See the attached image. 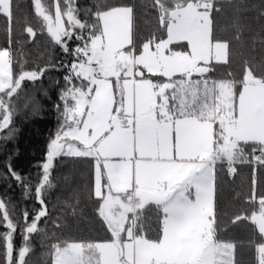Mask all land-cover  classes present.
<instances>
[{
    "label": "snow or ice",
    "instance_id": "6c2138e0",
    "mask_svg": "<svg viewBox=\"0 0 264 264\" xmlns=\"http://www.w3.org/2000/svg\"><path fill=\"white\" fill-rule=\"evenodd\" d=\"M32 6L41 31L73 59L56 105L60 123L46 145L38 182L25 184L7 165L25 195L34 192L40 208L23 210L21 227L13 219L14 206L0 198V227L6 229L0 232V264H29L31 237L44 232L39 224L49 216L46 192L61 156L93 161L90 196L109 235L56 240L51 264H240L243 242L224 238L228 226L218 211L217 166L229 176L238 164L264 168V68L245 59L239 78L231 71L214 78L232 54V41L216 35L218 0H151L146 7L158 26L139 43L132 5L96 0L81 8L78 0H32ZM18 8L16 0H0V17L7 22V46L0 47V133L8 132L0 140L16 131L14 100L24 82L55 67L26 70V61L17 59L14 43L23 55V42L13 40ZM258 18H264V0ZM233 27L240 42L245 25L239 16ZM24 33L37 35L27 22ZM259 184L254 166L251 193L244 196L252 207L229 221L252 225L247 245L253 264H264ZM18 229L22 242L16 248Z\"/></svg>",
    "mask_w": 264,
    "mask_h": 264
},
{
    "label": "trees",
    "instance_id": "16d2710c",
    "mask_svg": "<svg viewBox=\"0 0 264 264\" xmlns=\"http://www.w3.org/2000/svg\"><path fill=\"white\" fill-rule=\"evenodd\" d=\"M51 4L52 0H46ZM96 0H78L81 8H91ZM151 0H106L108 4H128L135 9L137 42L139 37L148 36L156 29V14L146 7ZM16 22L13 25V40L23 42L13 44L17 59L26 61V70L46 65H55L37 81H25L23 91L15 103L12 127L16 129L11 137L0 140V198L9 201L14 220L23 227V210L30 213L39 209L34 192L25 195V188L8 174V164L24 179L25 184L35 185L46 161V145L60 123V112L56 105L61 103L59 96L65 87L64 77L68 74L67 65L73 56L55 45L46 31H41V23L34 14L32 0H16ZM221 11L215 13L216 35L232 41L231 63L219 66L214 78H220L231 71L239 78L243 61L247 59L257 68H264V18H258L262 10V0H218ZM239 9V11H238ZM83 16V12L81 13ZM239 16L245 25L242 40L234 39L233 22ZM25 22L31 25L37 35L29 37L24 33ZM7 22L0 17V47L7 46ZM76 41L70 42L74 48ZM17 70H19L17 68ZM0 135L7 136L5 131ZM257 167L260 177L258 192L264 193V168L258 165L238 164L237 173L229 176L224 167L217 166L218 211L223 225H227L225 239L243 242L238 248L240 264H253L254 252L247 241L254 236L250 222L231 225L230 219L252 205L245 203L244 196L251 193L252 168ZM93 161L90 158L61 156L54 160L51 170L53 187L46 192L49 216L43 218L39 227L44 230L31 237L34 250L28 258L29 264H51L50 245L56 240H97L108 238L104 226L96 213L97 204L90 196ZM236 193H241L236 197ZM66 202L71 207H66ZM73 208L75 211L73 212ZM226 214V215H225ZM154 218V213H150ZM54 222L61 225L57 228ZM0 227V232L5 231ZM22 237L19 229L14 235V245L20 246ZM2 259V257H0Z\"/></svg>",
    "mask_w": 264,
    "mask_h": 264
}]
</instances>
